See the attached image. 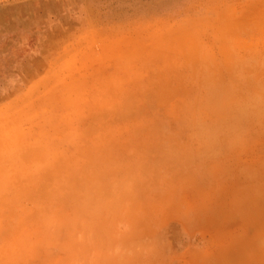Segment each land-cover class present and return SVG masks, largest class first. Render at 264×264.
Segmentation results:
<instances>
[{"label": "rangeland", "instance_id": "374dc122", "mask_svg": "<svg viewBox=\"0 0 264 264\" xmlns=\"http://www.w3.org/2000/svg\"><path fill=\"white\" fill-rule=\"evenodd\" d=\"M258 119L264 0H0V264H170L169 173Z\"/></svg>", "mask_w": 264, "mask_h": 264}, {"label": "crops", "instance_id": "0c3cea01", "mask_svg": "<svg viewBox=\"0 0 264 264\" xmlns=\"http://www.w3.org/2000/svg\"><path fill=\"white\" fill-rule=\"evenodd\" d=\"M244 126L245 135L195 133L192 154L169 173L160 222L170 264H264V119Z\"/></svg>", "mask_w": 264, "mask_h": 264}]
</instances>
